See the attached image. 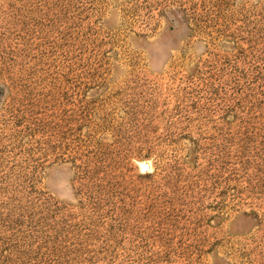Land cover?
I'll use <instances>...</instances> for the list:
<instances>
[{"label": "rangeland", "instance_id": "1", "mask_svg": "<svg viewBox=\"0 0 264 264\" xmlns=\"http://www.w3.org/2000/svg\"><path fill=\"white\" fill-rule=\"evenodd\" d=\"M0 264H264V0H0Z\"/></svg>", "mask_w": 264, "mask_h": 264}, {"label": "bare ground", "instance_id": "2", "mask_svg": "<svg viewBox=\"0 0 264 264\" xmlns=\"http://www.w3.org/2000/svg\"><path fill=\"white\" fill-rule=\"evenodd\" d=\"M141 166H142V165H141ZM144 166H145V167L142 168L143 170H146V171H149V170H150V165H149V163H146Z\"/></svg>", "mask_w": 264, "mask_h": 264}, {"label": "water", "instance_id": "3", "mask_svg": "<svg viewBox=\"0 0 264 264\" xmlns=\"http://www.w3.org/2000/svg\"><path fill=\"white\" fill-rule=\"evenodd\" d=\"M143 167H145V166L143 165Z\"/></svg>", "mask_w": 264, "mask_h": 264}]
</instances>
